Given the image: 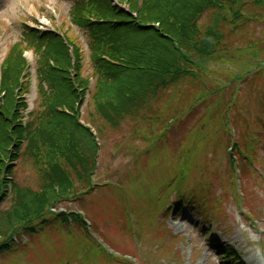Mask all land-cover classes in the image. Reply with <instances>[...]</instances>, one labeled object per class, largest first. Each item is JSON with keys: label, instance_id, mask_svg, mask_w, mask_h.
Returning <instances> with one entry per match:
<instances>
[{"label": "rangeland", "instance_id": "obj_1", "mask_svg": "<svg viewBox=\"0 0 264 264\" xmlns=\"http://www.w3.org/2000/svg\"><path fill=\"white\" fill-rule=\"evenodd\" d=\"M68 1L71 0H0L4 45L16 42L22 32V20L29 22L34 16L39 18L45 6L56 9L59 15L51 26L67 33L64 25L68 24ZM43 12L42 15H46V11ZM213 13L208 10L200 26L207 24ZM245 14H257L247 19L255 22H249L240 33L234 32L232 38H227L229 46L224 51L227 58L207 65L208 75L202 76V82L211 89L189 83L168 88L152 104L155 110L149 109L148 115L141 120L136 119L131 125L125 124L114 131L108 130L104 123L106 132L100 136L107 146L105 144L101 151L96 174L95 186L99 190L82 198L80 210L88 215L85 221L92 230H98L95 234L107 249L110 246L122 255L133 254L145 264H226L218 257L220 251L216 253L210 247L214 239L216 245L234 246L249 264L254 258L264 264V4L259 11L253 6L246 7ZM44 26L51 29L49 24ZM221 29L228 31L224 27ZM0 50L6 51L3 46ZM83 68L85 74L89 72L87 64ZM176 91H179L177 96H169ZM174 97L178 99L175 98L168 111L179 105L177 115L181 119L169 127L163 141L153 140V144H158L148 156L141 155L138 165L134 155L126 149L128 147L118 153L121 148H114L115 145L129 144L139 136L143 139H138L141 144L137 146L145 149L150 136V120L155 118L153 114L157 110L158 114H165L164 107ZM195 97L198 104L192 106ZM87 100L90 102L89 98ZM190 105L193 108L189 114ZM87 120L99 129L98 123L90 118ZM136 127L140 129L139 134L134 132ZM233 134L230 140L228 136ZM260 138L263 139L260 141ZM233 142L243 153L248 154L247 147H253L250 151L252 164L240 157L237 150H229ZM187 155L190 167L182 184L191 191L207 188L209 206L217 212L216 219L210 223L201 222L196 212L192 215L187 211L181 217L168 215V222L167 208L158 211L156 190L175 179L181 158ZM231 155L235 157L237 172L232 171ZM14 166L16 184L39 187L38 173L30 160L20 158ZM109 179H114L110 183L124 188L127 194L105 188ZM177 186H180L178 181ZM177 188L164 190L162 195L169 198ZM76 204L66 203L65 208L73 213L74 206H80ZM172 221L177 225L172 227ZM195 222L204 227L192 228ZM209 226L215 233L206 240L207 234L202 236L201 229L205 231ZM74 228L77 232L61 227L48 228L40 237L25 239L26 244H20L23 248L19 251L9 256L0 255V264H84L80 259L87 253L86 260L92 258L97 264H105L102 257L94 255V243L87 237L84 238L86 245L75 246L81 233L77 225ZM176 234L180 235L177 239L172 237Z\"/></svg>", "mask_w": 264, "mask_h": 264}, {"label": "trees", "instance_id": "obj_2", "mask_svg": "<svg viewBox=\"0 0 264 264\" xmlns=\"http://www.w3.org/2000/svg\"><path fill=\"white\" fill-rule=\"evenodd\" d=\"M127 1L130 10L137 13L136 21L107 0L81 1L70 13L88 46L95 79L88 118L98 123L100 133L106 132L104 123L108 130H119L130 119L141 120L149 109L155 110L152 104L169 87L197 85L195 81L204 75L207 65L227 58V38L240 33L247 24L241 16L245 1L257 7L264 4V0H142L138 8V0ZM208 10L214 13L202 27L200 22ZM223 27L228 31L222 32ZM21 38L2 67L0 203L7 197V176L13 172L10 162L19 156L32 161L40 185L33 190L13 184L10 207L0 210V253L10 250L13 237L31 235L38 226L46 225L48 206L87 187L98 150L74 111L89 83L80 78L81 51L74 52L76 89L68 75L71 60L60 38L51 34L40 38L36 32L25 31ZM23 43L38 56L40 100L34 121L26 130L18 123L19 109L25 106L17 99L20 94L14 93L26 66L21 57ZM15 104L19 106L12 116ZM63 107L70 114L64 113ZM169 113L175 116L177 108ZM153 115L159 116L158 110ZM13 142L10 153L8 147ZM54 220L61 224L65 218L57 216L50 223Z\"/></svg>", "mask_w": 264, "mask_h": 264}]
</instances>
